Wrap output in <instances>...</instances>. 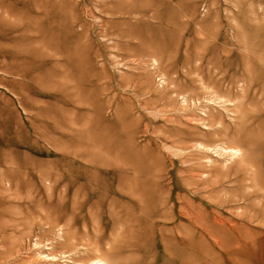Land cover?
<instances>
[{"label":"rangeland","instance_id":"rangeland-1","mask_svg":"<svg viewBox=\"0 0 264 264\" xmlns=\"http://www.w3.org/2000/svg\"><path fill=\"white\" fill-rule=\"evenodd\" d=\"M99 259L264 264V0H0V264Z\"/></svg>","mask_w":264,"mask_h":264},{"label":"bare ground","instance_id":"bare-ground-1","mask_svg":"<svg viewBox=\"0 0 264 264\" xmlns=\"http://www.w3.org/2000/svg\"><path fill=\"white\" fill-rule=\"evenodd\" d=\"M202 36V35H201ZM219 100V99H218ZM222 100V99H221ZM226 101V100H225ZM236 101V100H235ZM219 104V103H218ZM224 104H226V103H224ZM228 104V103H227ZM224 108H226V107H224ZM218 126V125H217ZM240 129H242V126L240 127ZM246 131H249L247 128H246ZM245 130H238V135L239 136H247L246 135V132ZM234 140H237V138L236 137H234L233 138ZM194 144V143H193ZM196 144V143H195ZM194 144V145H195ZM199 144V143H198ZM237 144V143H236ZM215 145H217V143L215 144ZM193 146V145H192ZM208 146H210V145H208ZM195 147H196V145H195ZM198 147V146H197ZM218 147H219V149H218ZM217 147V150H219V151H223V152H226L227 154H229V156L234 160L235 158H241V155H244V152H243V150L242 149H239V148H237L236 146H223V145H221V146H218ZM201 148V147H200ZM215 153V152H214ZM220 153V152H219ZM222 154V153H221ZM231 159V160H232ZM243 159H244V156H243ZM245 166H248V164L247 163H245ZM253 167V166H252ZM250 168V167H249ZM254 169V168H253ZM233 225V224H232ZM96 264H109L108 263V261H104V260H102V259H99L98 260V262L96 263Z\"/></svg>","mask_w":264,"mask_h":264}]
</instances>
